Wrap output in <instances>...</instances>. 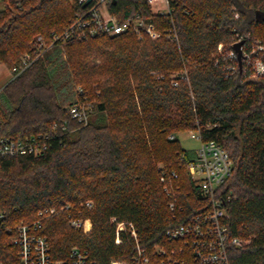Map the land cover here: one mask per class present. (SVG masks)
<instances>
[{
    "label": "trees",
    "instance_id": "16d2710c",
    "mask_svg": "<svg viewBox=\"0 0 264 264\" xmlns=\"http://www.w3.org/2000/svg\"><path fill=\"white\" fill-rule=\"evenodd\" d=\"M2 2L0 64L13 78L0 91V135L49 133L52 146L0 159V211L21 223L56 207L40 229L56 257L77 245L102 264L129 259L136 240L124 229L116 241L121 221L134 224L148 253L171 247L166 230L211 207L188 169L194 154L178 138L196 131L221 143L234 162L217 197L226 200L230 235L249 242L230 245V264H264V74L228 67L238 34L264 44V0H170L166 14H155L147 0H110L111 12L124 18L139 11L161 36L57 41L22 71V56L36 51L38 38L50 44L84 7L72 0ZM79 87L92 103L86 123L70 113ZM68 204L91 217L89 232L69 223ZM13 237L0 233V264L19 263Z\"/></svg>",
    "mask_w": 264,
    "mask_h": 264
},
{
    "label": "built area",
    "instance_id": "2783aa9c",
    "mask_svg": "<svg viewBox=\"0 0 264 264\" xmlns=\"http://www.w3.org/2000/svg\"><path fill=\"white\" fill-rule=\"evenodd\" d=\"M83 4V12L71 19L69 25L61 32L54 34V41L46 43L39 37L35 52H26L21 59L20 71L28 68L33 61L59 41L63 45L88 37L99 35H119L133 32L143 37L161 36L152 20L146 18L139 11L121 18L109 9L110 0H72ZM155 14H166L171 10L170 0H147ZM238 16V13H236ZM173 38L178 39L177 34ZM241 45L242 58L239 61L238 52L232 43L228 56L233 62L228 67L236 70L241 67L251 77L257 78L264 74V44L249 34H238ZM233 46V47H232ZM222 51V44L219 46ZM187 77V75H183ZM178 81H174L177 84ZM82 87L78 88V95L83 94ZM88 105L81 98L70 106L71 116L79 122L89 119ZM66 128V125H63ZM198 133V132H197ZM200 137V134L198 133ZM189 159L188 169L191 176L198 182L202 192L211 199L210 209L198 212L188 221L169 227L166 236L175 245L160 246L153 254L142 247L137 230L132 222L121 221L117 225L116 241L120 242V231L129 229L136 240V250L129 259H111L108 264H230V245L241 246L249 239L231 236L228 225L229 212L225 207L226 200L217 197L218 187L232 174L233 159L228 150L216 140H202ZM52 146L49 133H34L28 135H0V159L8 156L23 154L40 155ZM162 179H164L162 177ZM229 197H227L228 199ZM91 207L92 201H86ZM174 209L173 203H170ZM69 223L84 232H89L93 226L91 217H84L81 212L75 214L70 204L63 207ZM59 210L45 207L39 211V218L30 222L13 223L5 211H0V233L8 230L14 234V243L18 246V264H102L91 258L86 249L74 245L66 257H56L46 234L40 232L42 220L56 215Z\"/></svg>",
    "mask_w": 264,
    "mask_h": 264
},
{
    "label": "rangeland",
    "instance_id": "374dc122",
    "mask_svg": "<svg viewBox=\"0 0 264 264\" xmlns=\"http://www.w3.org/2000/svg\"><path fill=\"white\" fill-rule=\"evenodd\" d=\"M3 7V2L2 0H0V9ZM260 17L263 16V14H259ZM145 36V35H144ZM152 38V37H151ZM254 38V37H253ZM155 39V38H153ZM257 39V38H255ZM260 40V39H258ZM241 41V39L235 40V42H239ZM233 47V46H232ZM228 48V44H222V49H227ZM264 56V53L261 55ZM13 78V73L12 71L7 67V65H5L4 63L0 64V91L2 90L3 86ZM76 91V89H75ZM76 93V92H75ZM73 100H78L80 99V95H78L76 93V95L74 96V98H72ZM88 105L92 106V103L90 101L87 102ZM178 138L182 144V146L186 149L189 150V152L191 154L195 153V150L199 147L200 145V137L198 136V133L196 131H184L178 134Z\"/></svg>",
    "mask_w": 264,
    "mask_h": 264
},
{
    "label": "water",
    "instance_id": "95a60500",
    "mask_svg": "<svg viewBox=\"0 0 264 264\" xmlns=\"http://www.w3.org/2000/svg\"><path fill=\"white\" fill-rule=\"evenodd\" d=\"M90 0H87V2L85 4H87ZM243 44V41H239V42H236L234 44V48L235 50L238 52V58H239V61H241V58H242V49H241V45Z\"/></svg>",
    "mask_w": 264,
    "mask_h": 264
}]
</instances>
